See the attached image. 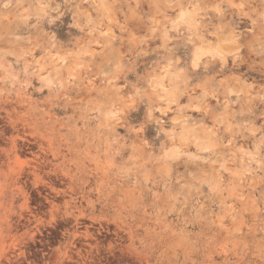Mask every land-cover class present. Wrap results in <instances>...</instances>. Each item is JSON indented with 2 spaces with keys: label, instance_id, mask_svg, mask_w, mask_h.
Segmentation results:
<instances>
[{
  "label": "clouds",
  "instance_id": "1",
  "mask_svg": "<svg viewBox=\"0 0 264 264\" xmlns=\"http://www.w3.org/2000/svg\"><path fill=\"white\" fill-rule=\"evenodd\" d=\"M11 231L0 264H264V0H0Z\"/></svg>",
  "mask_w": 264,
  "mask_h": 264
},
{
  "label": "rangeland",
  "instance_id": "2",
  "mask_svg": "<svg viewBox=\"0 0 264 264\" xmlns=\"http://www.w3.org/2000/svg\"><path fill=\"white\" fill-rule=\"evenodd\" d=\"M38 195H40V193H38ZM33 196H35V193H33ZM89 223H91V221H89ZM14 244L15 247L12 246ZM9 253H15L17 255L23 253V248H21L20 245L16 243V232L14 231H11L8 234L7 239L0 243V259L7 260L9 258Z\"/></svg>",
  "mask_w": 264,
  "mask_h": 264
},
{
  "label": "bare ground",
  "instance_id": "3",
  "mask_svg": "<svg viewBox=\"0 0 264 264\" xmlns=\"http://www.w3.org/2000/svg\"><path fill=\"white\" fill-rule=\"evenodd\" d=\"M21 253V252H20Z\"/></svg>",
  "mask_w": 264,
  "mask_h": 264
}]
</instances>
